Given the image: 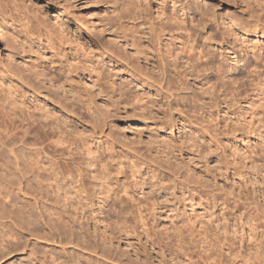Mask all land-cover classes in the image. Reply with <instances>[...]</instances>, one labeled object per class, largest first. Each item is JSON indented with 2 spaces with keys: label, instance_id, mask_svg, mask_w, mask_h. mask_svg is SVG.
I'll list each match as a JSON object with an SVG mask.
<instances>
[{
  "label": "rangeland",
  "instance_id": "1",
  "mask_svg": "<svg viewBox=\"0 0 264 264\" xmlns=\"http://www.w3.org/2000/svg\"><path fill=\"white\" fill-rule=\"evenodd\" d=\"M100 1L104 3L0 0L4 15L14 11L15 3L19 10L29 7L30 16L41 12L57 35L69 30L75 34L73 29L83 27L82 40L91 37L103 47L95 54L108 72L103 79L114 81V89L104 80L93 86L88 75L81 74L80 99L72 98L19 71L27 64L45 69L35 49L14 51L9 35L0 39V110L4 106L2 112L17 113L9 115L11 119L0 115V165L10 158L12 147L19 149V159L42 162L36 169L24 162L17 167L9 159L8 169L22 171L13 180L21 185L14 183L13 188L22 190L13 192L5 210L0 206V212L19 219L15 224L1 221L0 234L6 233L1 244L6 247L0 264H264V4L247 8L232 0H145L153 36L166 22L165 14L173 12L178 21L184 20L186 30H177L175 24L164 29L163 53L180 52L189 37L209 50L210 70L199 71V62V73L191 75L185 58L175 69L160 61L156 44L154 65L135 62L136 54L114 39V29L103 26L108 16L115 17L110 6L115 0ZM131 1L139 6L138 0ZM173 4L183 10H172ZM206 37H211L209 42ZM107 40L120 47L119 57L105 55L112 43ZM219 68L225 84L216 79ZM5 89L13 90L12 95L16 91L12 98L17 104L23 94L26 97L15 112ZM145 95L150 107L141 112L134 96ZM40 107L55 115L52 121L41 113L43 130L22 121L29 110L38 117ZM58 138H76L79 149L67 142L63 146L68 150L61 153L62 146L55 145ZM86 139L97 149L94 166L86 165L88 155L81 152ZM75 149L81 154L73 157ZM0 173L9 180L5 170ZM28 218L36 235L26 247L22 221ZM7 229L14 235L11 240L5 238Z\"/></svg>",
  "mask_w": 264,
  "mask_h": 264
},
{
  "label": "bare ground",
  "instance_id": "2",
  "mask_svg": "<svg viewBox=\"0 0 264 264\" xmlns=\"http://www.w3.org/2000/svg\"><path fill=\"white\" fill-rule=\"evenodd\" d=\"M11 1H14V0H11ZM118 1L119 0H115L114 5H110L111 7L114 6L111 12L113 14L115 13V17L112 16L110 18L108 16L109 19H108L107 23L103 24V26H104V28L106 26H108V29L106 28L107 29L106 31L114 29L113 30L114 31L113 35L115 37L114 39L118 40V42L120 44L122 43L126 47L130 48L131 51L134 54H136L137 58L134 59L135 62H137L136 60H139V61L145 62V64H147L148 66H149V64L154 65V63H153L154 58L152 56V54H153L152 48H154V45L156 44L158 46V52L156 54L158 55V58L160 59V61L166 60L167 61L166 63H168L167 65H172L174 69L176 68L177 61L185 58L186 60H184V61H185V64L187 65V69L186 68L185 69L186 70L190 69L189 74H191V75L195 74V73L196 74L199 73L197 71V69L201 65H202L201 66L202 68L199 71L210 70V67H208L209 63H210V59H211L209 50H207V48L205 50V48L198 45V43L196 42L197 38L195 40L194 39L191 40V39H189L190 38L189 37L187 39L188 41H185L182 44V48H180V52H178V53L173 49H168V50H166L165 53L162 52L161 47H160L162 41H161L160 37L162 35H164V32H165L164 29L172 27L175 24L177 30H179V29L186 30L185 24H183L184 20L178 21V19H176V16L174 15L173 12L169 13V14H165V21L166 22H164L162 24V29L157 34H155V36H153L152 34H154L155 29L153 27H147L148 26L147 22H148L149 18H148V6H146V4H147L146 1L144 0L143 3H141V1L138 0L139 6H136L135 4H137V3H135L131 0H123L120 3ZM97 2L101 3V4L104 3V1H100V0H97ZM232 3L236 4V5L238 3H243L244 5L247 6V8H249V7L251 8L252 4H256L257 7L261 6V4H264L262 0H239V2L237 0H232ZM117 4L120 6V8ZM162 4H164V1L162 2ZM16 6H18V4H16V3L13 4L12 9L14 11H12V12L10 11L11 13H9V15H4L2 12H0V39L3 38L4 35H9L10 40H8V41H10V44L14 48V51H15V48L16 49L19 48L21 50H23V49L26 50V48H27L26 52L31 51L32 49H35L36 51L34 50L32 52H36L41 56V63L45 66L44 67L45 69H46V67H48V71L43 69V68H40V70H39L35 66V64H29V65L27 64V66H24V68H18L21 73L27 72L29 80H34L35 77H37L38 79H41L42 82L44 81V82H47L49 84H52V85L60 88L66 94L70 95L72 98H75L78 100L80 99V93H79L77 86H78V82H79V78H80L81 74H82V76L87 74L89 77L88 81H91L93 83V86H95L97 82H99V81L101 82L102 80H104V83L106 85H109L112 89H114L113 88L114 81L112 80V78H109V77H108L109 79H107V80L103 79V78H107L106 74L108 72L105 73V69L101 66L100 62H98V60L95 59V54H97V53L99 54L98 49L104 51L103 47L101 48L98 41H95L91 37H90L89 41L82 40V34L81 33H82V31L85 30L83 27H81L79 25V26H77V29H73L76 32L75 34H73V31L69 30L66 33L64 31H61L60 35L59 34L57 35L56 33H54L52 31V28L50 27V25H48V23H46V18H44V16H43L44 14H41V12H38V14L33 13V15L30 16L29 15V12H30L29 7L25 6V7H23V10H19ZM160 8H161L160 10L164 11V5ZM172 10H176L177 12H179L180 10H183V8L182 7L179 8V7H177V4H173ZM20 12L22 14V18H20V16H19ZM31 18H33L35 20V23L33 25L30 23ZM149 25H151V23H149ZM16 26H17V28H16ZM61 26H63V25H61ZM153 37H155V39ZM207 37L205 39L209 42L211 37L209 39ZM199 38L200 37H198V39ZM153 40H155V41H153ZM189 40H191V41H189ZM104 42L108 43V42H112V41L107 40ZM110 47H111L110 49L114 48V50H110V49L106 50L105 55L110 54L112 57H116V56L119 57V55L121 53L120 47H118L117 44H115L114 42L110 43ZM10 56H11L10 59L14 60L13 55L10 54ZM199 62L201 65H197ZM2 67L6 68L7 66L3 65ZM7 69H8V67H7ZM187 73H188V71H187ZM215 74L217 76L216 79L218 80V82H222L223 84L226 83V82H223V80L225 79V73L222 69H220V68L217 69ZM149 76H150V74H149ZM32 77H34V78H32ZM1 90H2V88H1ZM9 90H10V88H9ZM8 91H7V93H5L6 94L5 99H6V101L10 100L9 101L10 103L8 102V104L13 105V107H11V105H10L11 111H12V108L14 111V107L15 108L17 106L21 107V105L25 104L24 103L25 100L23 101V98H26L23 96L24 94L21 96V98L23 97L22 102L17 104L16 103L17 101L15 102V100L12 98L16 94V91H14L15 94H13V95H12L13 90H12V93H10V92L8 93ZM25 95H27V94H25ZM16 97H20V96H16ZM134 98L136 99L135 100L136 106L140 109L141 112L146 111V109H148V107H150V106H148V102L145 101V99H147L146 95L143 97L141 96L139 98L134 96ZM66 99H69V98L66 96ZM143 100L145 102H143ZM6 101H5V103H6ZM51 101L55 102L57 104H60L59 102L54 101V99H51ZM140 102L144 103V108H143V106H140V105H142V104H140ZM1 103H3V101ZM5 103H3V104H5ZM8 106L9 105H7V107ZM22 107L25 109V106H22ZM26 107L28 108V106H26ZM23 108L20 109V112H25L23 110ZM3 109H4V106L0 110V115H2V117H5L6 119H11V118H9V115H11L10 117H12V115L16 113L14 111L15 113L8 114L7 110H6V112L5 111L2 112ZM60 109H63V106H61ZM63 110H65V108ZM11 111H10V113L13 112V111L12 112ZM32 113H30V110H29L28 118H25L23 113H21L23 115V118L21 116L20 117L22 118V121H27V125L31 128H34V129L37 128V129L43 130V127L45 125L41 126L40 125L41 123L39 124V120H40L42 114H43V116H44L43 118H45V120L51 119L53 121V119L55 118L54 113L50 112L49 109H46L44 107L39 108V116L38 117L33 116ZM40 122H41V120H40ZM51 125H52V122H51ZM2 134H3V131L0 130V135H2ZM62 135H63V133L59 136H62ZM2 137H3V135H2ZM59 138H61V137H59ZM59 138L57 139V142L55 145L56 146H62L60 148L61 153L66 152L68 149L65 148L63 145L69 141H66L67 139L64 140V138H66V137H64L62 139H59ZM2 139H4V138H2ZM77 142H78V140L76 138H73L72 140H70L68 146H73V145L77 146L76 145ZM1 143H3V141ZM5 143H6V141H5ZM8 143L9 142H7V145H8ZM10 143H13V142L10 141ZM13 144H11L10 146H12ZM91 144L88 142V140L86 142L82 143L83 147L81 149V152L87 153L86 155H88L89 160L88 159H87L88 161L84 160L86 158L81 159V160L82 161L84 160L85 162L87 161V163H86L87 166H94L99 161L98 157L96 156L97 149L95 151H93V146ZM0 147H1V144H0ZM14 147L16 148L17 146L15 145ZM77 147L79 149V146H77ZM109 148H107V149H109ZM6 149H8V148H6ZM6 149H4V150H6ZM9 149L10 150L8 152L10 153V156H7V157L12 158L13 163H14L12 165H15L18 167V166H20L19 163L23 164V162H24V165L27 168H29V166H31V167L36 166V169H37L38 168L37 166H39L42 163L39 160H37V161L35 160L36 161L35 162L33 159H30V158H28V160H27L26 156L24 158L26 160L21 161L22 162L21 163L20 160H24V159H19L20 157L17 155L18 153L16 154V152H18L19 149H17V151H16V149L14 150L13 147L9 148ZM78 149H75L77 151V153L76 152L74 154L72 153L73 157H75L74 156L75 154H79L80 151L78 152ZM69 150H71V148H69ZM108 151H110V149ZM0 152H1V149H0ZM2 152L4 153V151H2ZM81 152H80V154H81ZM110 153H112V150ZM68 154H70V153H68ZM112 154H114V153H112ZM112 154H109V155H112ZM3 156H5V155H3ZM20 156L23 158V155H20ZM109 157L112 158V156H109ZM9 159H7L6 162L3 159L4 160V161H2L3 166L0 165L1 166L0 169H3L0 171L4 172V170H5L6 174L8 175V176L7 175L6 176L9 179L8 181L5 179L3 180L2 176H1V175H3V173H0L1 174L0 180L5 185V186L2 185V187L0 185V206L2 208H4L3 210H5V208H7V206H9V204L11 203L10 201L13 200V199H8V198H12L11 195H13V192H15V190H18V192H21V190H22V189H20V187L16 188L15 190L13 188L14 183L17 184V185L15 184L16 186H18L20 184L19 183L20 181L18 182L17 180H16L17 182H13V180L15 179V173L19 172V170H18V168L13 167V166H12L13 169H11L12 167H10V169H8V166L11 165V161H12V160L10 161ZM79 164H81V162ZM43 166H44V164H43ZM101 166L105 167L107 165L103 164ZM19 169H20V167H19ZM116 171H117V169H116ZM136 171L137 170L134 169V172H136ZM21 172H19V173L21 174ZM118 173H119V171H118ZM32 174H30V175H32ZM26 175L27 174H25L24 176H26ZM17 176H19L18 173H17ZM19 177H21V176H19ZM38 181H40V180H38ZM104 181H106V180H104ZM40 184H41V182H40ZM56 184H58L57 181H56ZM38 185H39V183H38ZM105 190H106L105 191L106 194L109 195L111 190L108 189L107 187ZM71 191H73V189ZM46 192H47V189H46ZM123 193H124V191H123ZM4 198H7L8 201H6ZM105 198L108 199L109 196H106ZM14 206H15V204L13 205V207ZM29 218H28V220L22 221L23 224H25L23 226L26 228L27 233H28L27 238L24 239V244L26 245V247H28V244L30 242V240H29L30 237L36 235L35 233H33L35 231H33V227H31L32 222ZM6 219H8L9 221H13L14 224L16 223V221H14V220H17V221L19 220L17 215H15L14 213L5 212V211L0 212V224L1 225L3 224V222L1 223V221H3V220L6 221ZM23 226H20V228L18 227L19 230L21 228L24 229ZM8 232H9V234L7 235V237L5 235V238H9L11 240L14 235H13V233L12 234L10 233L11 230H9V229H7V233ZM0 233H2V232H0ZM3 234H0V235H2V236H0V255L1 256L4 255L5 247H6L5 245L2 246V244H1V242L3 243V241H4ZM15 239H16V241H18V238H15ZM7 243H9V242H7ZM7 252H9L8 249H7ZM52 259H51V262H53ZM232 264H233V262H232Z\"/></svg>",
  "mask_w": 264,
  "mask_h": 264
}]
</instances>
